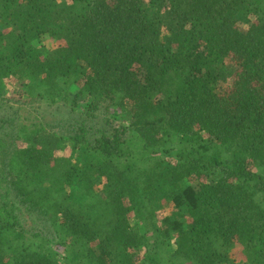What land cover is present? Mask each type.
<instances>
[{"label": "trees", "instance_id": "obj_1", "mask_svg": "<svg viewBox=\"0 0 264 264\" xmlns=\"http://www.w3.org/2000/svg\"><path fill=\"white\" fill-rule=\"evenodd\" d=\"M0 264H264V0H0Z\"/></svg>", "mask_w": 264, "mask_h": 264}, {"label": "rangeland", "instance_id": "obj_2", "mask_svg": "<svg viewBox=\"0 0 264 264\" xmlns=\"http://www.w3.org/2000/svg\"><path fill=\"white\" fill-rule=\"evenodd\" d=\"M36 46H44V48H46V49H51V48H53L54 47V45L56 44V41L53 39V38H51V37H49V36H44L40 41H36L35 43H34ZM12 90H13V88L10 86V85H6V87H5V90H4V93L2 94V99L3 100H8V98H10V96H11V92H12ZM76 91V86H74V85H72V86H70L69 88H68V93L69 94H73L74 92ZM61 104V103H60ZM69 105H70V102H66L65 104H61L60 106H58V104H57V106H56V112L60 109V108H63L64 109V111H67V113H68V108H69ZM51 106V105H50ZM49 106V103H47V102H42V103H40V104H38V108L37 109H39L38 111H40V112H42L43 110H45V109H47V108H49L50 107ZM52 107L53 108H55V105H52ZM52 109V108H51ZM53 110V109H52ZM64 111L63 112H61V113H55L56 114V117H59L60 118V116H64L63 115V113H64ZM111 112H112V110H110ZM24 115H26V117L28 118V119H30V115L29 114H24ZM33 115V114H32ZM39 115H41V114H39ZM42 120H46V122H49V120L48 119H46V118H42ZM171 210H172V204L170 203V205H166V206H164L161 210H159L158 211V218L159 219H161L163 216H165L166 214H168V213H170L171 212ZM32 222H29V224L28 225H30ZM239 250H240V248L237 246L234 250H233V252H232V254H233V257H235V258H240L241 256H240V253H239ZM237 261V260H236Z\"/></svg>", "mask_w": 264, "mask_h": 264}]
</instances>
